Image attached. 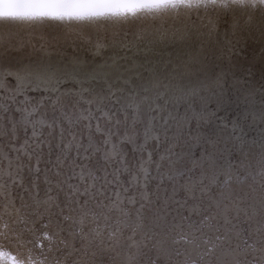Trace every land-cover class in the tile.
I'll return each instance as SVG.
<instances>
[{"label":"snow or ice","instance_id":"1","mask_svg":"<svg viewBox=\"0 0 264 264\" xmlns=\"http://www.w3.org/2000/svg\"><path fill=\"white\" fill-rule=\"evenodd\" d=\"M183 6L196 11L128 13L136 18L121 24L127 30L95 46L96 57L111 52L95 66L46 54L7 72L0 223L10 235L0 232V264H17L25 251L47 258L52 238L63 245L56 251L69 254L151 248L158 255L150 264H158L162 241L173 233L172 244L196 254L191 264H241L239 256L256 253L264 264V130L250 137L239 119L222 118L213 100L227 87L225 77L202 70L210 58L238 54L237 37L256 26L257 15L264 18V0ZM6 20L35 38V25L19 24L22 14ZM110 27L101 25L97 35L107 41ZM178 43L189 47L174 59ZM160 45L156 59L138 58ZM124 57L131 76L112 72Z\"/></svg>","mask_w":264,"mask_h":264},{"label":"bare ground","instance_id":"2","mask_svg":"<svg viewBox=\"0 0 264 264\" xmlns=\"http://www.w3.org/2000/svg\"><path fill=\"white\" fill-rule=\"evenodd\" d=\"M19 3H29L31 0H17ZM229 17H224V20H229ZM256 26L242 33L237 37L239 45L238 54H226L216 56L215 59H209L207 64L202 65V70L206 69L208 74H213L217 70L225 77L227 87L224 88L222 95L214 98L213 103L216 105V110L223 113L224 119H239L243 125L245 132L250 137L258 138L264 130V120L259 118L262 108H264V18L257 15ZM129 23L132 21L129 20ZM125 22L118 19H107L87 22H53L44 20L41 21H21L20 25H35L32 29L35 34L33 39L32 34L25 32L22 27L13 26L12 22H0V96L5 101L9 99V92L11 91L9 85L12 84L7 77V72L11 69H18L26 63L42 59L46 54H50L52 59H57L59 56L67 58L78 57L86 61L90 66H95L103 59L110 55L111 52H106L103 57H96L95 46L97 44H105L110 42L115 37V33L127 30L122 29L121 24ZM53 25L55 27H53ZM101 25H111L107 41L104 34L97 35V30ZM82 30L83 33L77 35L76 33ZM132 31L137 28L133 27ZM43 45V51L41 50ZM196 42L191 43V47L195 48ZM164 45L158 46L151 53L146 56L142 54L139 59H156L157 52ZM176 49L173 52V58L182 56L181 49H186L189 45L175 44ZM213 55L215 50L210 48L208 50ZM161 59H163V54ZM144 63V61H142ZM129 58L124 57L121 62L112 70L113 74H123L131 76L132 72L128 70ZM140 71H143L140 69ZM251 97L252 102L249 104L247 99ZM247 106V107H246ZM249 110L253 112L251 120L248 119ZM20 140H23V133H20ZM0 144L5 147L9 144L8 128L5 124L0 130ZM260 153L259 145H256L251 152V159L253 160V167L256 168L255 159ZM43 187V186H42ZM7 201L0 194V213L5 211ZM23 227V225H18ZM0 232L5 235H10V231L5 229L3 223H0ZM170 234L167 239H164L161 248L166 254L161 255L158 264H184L185 260H189L196 254L191 251L188 246L184 244L174 245L171 243ZM76 246L81 247L79 241ZM52 252L47 258L42 257L36 253L32 256L30 253L28 260L29 264H129L133 261L134 264H150L151 260L156 259L158 253L151 248L142 249L140 254H136L135 249L129 252L127 249L115 248L110 251L102 250L98 247L89 248L86 252L79 251L69 254V252L56 251V248H63L62 244H57L55 238H52L50 244ZM188 248L186 252L185 249ZM47 251V249H45ZM180 251L183 255L177 256L176 252ZM256 259L249 256H239L241 264H260V253L254 254ZM214 259V258H213ZM229 260L233 257H229ZM17 264H23L22 260H18Z\"/></svg>","mask_w":264,"mask_h":264},{"label":"clouds","instance_id":"3","mask_svg":"<svg viewBox=\"0 0 264 264\" xmlns=\"http://www.w3.org/2000/svg\"><path fill=\"white\" fill-rule=\"evenodd\" d=\"M201 0H31L29 3H19L17 0H0V22L6 21L8 14H22L26 21L44 20L53 22H87L107 19H118L123 22L135 19L128 13H146L148 9H162L160 15L181 14L186 11H196L195 8H185L184 4H196ZM178 4L180 7L164 6ZM203 11V9H200ZM155 15V12H153ZM30 253L23 252L18 260L29 264ZM32 256H36L31 253Z\"/></svg>","mask_w":264,"mask_h":264}]
</instances>
